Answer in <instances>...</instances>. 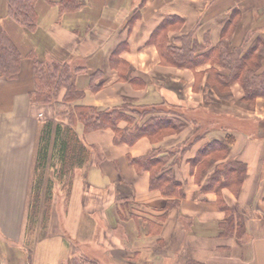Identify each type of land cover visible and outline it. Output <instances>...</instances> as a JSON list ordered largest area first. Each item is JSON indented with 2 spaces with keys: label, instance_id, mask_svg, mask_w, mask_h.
Instances as JSON below:
<instances>
[{
  "label": "crops",
  "instance_id": "crops-1",
  "mask_svg": "<svg viewBox=\"0 0 264 264\" xmlns=\"http://www.w3.org/2000/svg\"><path fill=\"white\" fill-rule=\"evenodd\" d=\"M78 1L77 9L59 11L37 0L30 31L8 13V0H0V32L20 53L17 77L0 75V264H30L37 244V264H70L77 255L101 264H264V93L246 97L235 79L221 95L207 79L217 81L229 67L164 62L150 41L161 22L176 16L166 45L178 53H185L183 38L188 53L192 43L209 48L223 38L229 51L244 53L254 40L264 45V0ZM115 49L119 60L112 65ZM31 50L71 71L84 68L76 76L83 95L72 105L161 106L182 114L186 124L160 140L142 136L127 144L114 143L109 128L84 132L76 121L89 158L60 178L48 172L50 216L28 240V200L42 191L32 186L40 129L47 121L68 122L52 103L32 100ZM95 71L100 86L91 89ZM260 74L264 56L252 78ZM155 155L163 156L155 177L168 184L167 193L150 187L149 169L130 162Z\"/></svg>",
  "mask_w": 264,
  "mask_h": 264
},
{
  "label": "trees",
  "instance_id": "trees-1",
  "mask_svg": "<svg viewBox=\"0 0 264 264\" xmlns=\"http://www.w3.org/2000/svg\"><path fill=\"white\" fill-rule=\"evenodd\" d=\"M37 0H8V13L21 25L28 30L33 31L37 25V13L35 2ZM50 4H56L59 11L75 10L80 6L78 0H59ZM179 19L176 16L168 17L157 27L156 32L152 34L150 41L155 42L160 56L164 62L173 64H183L194 66L201 61L210 60L211 63L217 62L220 65L230 68L228 75L216 74L217 81L207 79V85L214 87L221 95H226V90L233 80L237 79L245 90L246 97L254 98L259 92L264 93V74L257 78L255 75L257 66L264 56V45L259 44L257 40L252 41L247 51H229L226 46L225 38L209 48L205 45H194L190 53L187 52L189 41L182 39L185 53H178L174 47L166 45L167 25ZM180 23V22H179ZM158 31V32H157ZM203 48V49H202ZM202 49V52L195 54L194 50ZM118 49L113 51L110 56V63L114 65ZM187 52V53H186ZM32 59V73L34 79V89L30 94L32 100L41 103H52L55 107V114L58 118H67V124L47 121L40 129L37 141L36 159L34 171L38 169V181L34 179L32 186L34 189L41 186L42 191L33 194L29 200L28 213L26 215V233L28 240L34 236L35 230L45 227L50 216L51 208V188L53 179H51L50 170L52 169L55 178H60L63 174L75 166L86 163L89 158V150L82 145L79 137L74 131V124L80 121L84 132L95 129L109 128L113 132L114 143L132 144L138 138L146 136L152 140H160L163 136L180 131L186 124L182 114L173 109H164L161 106L154 105H133L124 103L119 107H112L104 110H98L94 106L72 105L71 102L83 95V91L75 85L74 72L69 69L67 63H58L54 60H41L34 51L26 53ZM20 53L11 42L9 37L0 32V75L8 79L16 78L19 72ZM122 62V61H121ZM125 64L124 62H122ZM208 73L213 74V68H209ZM100 72L95 71L90 75L89 87L91 89L99 88L95 84ZM64 94L59 99L61 90ZM187 119V118H185ZM121 123H123L121 125ZM194 135L188 142L187 147L193 140L199 138ZM232 136H227V142H232ZM213 143H208L203 148L202 154L209 153L212 150ZM219 143V142H217ZM222 144V143H221ZM210 150V151H209ZM163 156H145L130 158V162L138 168H147L151 171L150 187L159 188L167 193L169 186H163V180L159 179L161 175L155 177L157 171H161L164 160ZM56 159V163L53 160ZM213 160V159H212ZM163 174V173H162ZM224 175L218 173V175ZM216 179H218L216 177ZM223 180L220 185H224ZM36 186V187H35ZM33 234V235H32ZM30 254L28 251V257ZM70 264H100L97 260L88 256L77 255L71 257Z\"/></svg>",
  "mask_w": 264,
  "mask_h": 264
},
{
  "label": "rangeland",
  "instance_id": "rangeland-1",
  "mask_svg": "<svg viewBox=\"0 0 264 264\" xmlns=\"http://www.w3.org/2000/svg\"><path fill=\"white\" fill-rule=\"evenodd\" d=\"M111 55H113V52L111 53ZM110 55V56H111ZM116 58H117V55H116ZM109 61H110V59H109ZM76 68H78V70L76 71V72H74V80H75V85H76V76H77V74H78V72H80L81 70H83L84 68H80V67H76ZM3 76V75H2ZM8 79V78H7ZM77 86V85H76ZM80 89V88H79ZM168 109V108H167ZM30 200V199H29ZM28 200V201H29ZM36 231V230H35ZM34 231V232H35ZM34 234V233H33ZM32 234V235H33ZM35 241V240H34ZM34 241L32 242V245L30 246V248H32L33 247V243H34ZM29 246V245H28ZM33 249H34V247H33ZM37 262H38V244H37V246H36V248H35V250H34V252H33V255H31V258H30V264H37ZM100 263V262H99ZM101 264V263H100Z\"/></svg>",
  "mask_w": 264,
  "mask_h": 264
}]
</instances>
